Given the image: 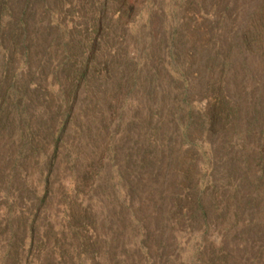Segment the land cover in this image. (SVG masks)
Instances as JSON below:
<instances>
[{
    "label": "rangeland",
    "instance_id": "obj_1",
    "mask_svg": "<svg viewBox=\"0 0 264 264\" xmlns=\"http://www.w3.org/2000/svg\"><path fill=\"white\" fill-rule=\"evenodd\" d=\"M0 264H264V0H0Z\"/></svg>",
    "mask_w": 264,
    "mask_h": 264
}]
</instances>
